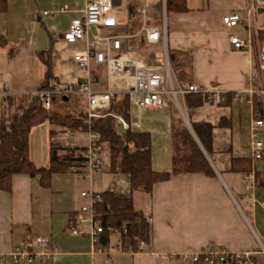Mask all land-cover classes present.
Here are the masks:
<instances>
[{
	"label": "crops",
	"instance_id": "crops-1",
	"mask_svg": "<svg viewBox=\"0 0 264 264\" xmlns=\"http://www.w3.org/2000/svg\"><path fill=\"white\" fill-rule=\"evenodd\" d=\"M86 1L6 0V10L0 17V100L5 85L17 103L38 90L46 72L40 51L52 50L54 85H69L88 76L89 72L78 67L74 54L86 51L87 40L100 36L125 35L123 53L142 64H160L164 58L162 44H146L142 27H163L166 21L168 51L192 54L191 79L181 84L209 90L208 102L187 108L185 95L181 105L182 119L190 126V122L214 125L213 152L206 156L215 174L182 173L157 182L151 193L135 191L134 205L151 217L152 226L150 244H141L138 251L120 249L116 232L105 248L95 247L89 235L90 221H78L82 209L94 203L83 192H129L127 174L111 172L109 163L103 165L104 160L101 169L89 176L73 170L54 173L46 186L39 175L16 174L11 191L0 190V264H13L11 252L16 247L31 249L37 235L48 240L53 253L48 261L37 258L31 264H193L171 256L202 250L209 243L234 252L255 251L259 241L264 244L258 221L259 214L264 213L260 211L264 208V157L255 159L252 155L251 124L255 117H264V102L262 112L257 114L254 99L245 90L251 85L257 50H236L229 37L218 35L219 26L211 23L208 12L210 0H187V12L168 11L166 0H114L112 13L117 25L91 26L87 39L68 43L63 34L74 19L83 17ZM216 1L210 3L212 7L218 4L221 23L225 14L244 9L245 4L244 0H226L236 3L225 5ZM103 46L96 40V47ZM90 75L95 79V90L107 87L105 65L92 62ZM131 84L130 77L111 82L117 95ZM214 91L226 100L231 95L233 98L227 104L214 102ZM78 97L86 102L79 95L72 98ZM12 107L15 109V105ZM172 115L170 106L149 109L130 102L129 121L150 133L152 164L159 171L169 170L172 165ZM221 120L226 124L219 125ZM53 128L45 121L31 130L29 153L37 166H50ZM259 139L264 148V129ZM246 157L252 158L253 170L247 174L233 172V159ZM85 217L88 219V215ZM74 228L80 233L72 234Z\"/></svg>",
	"mask_w": 264,
	"mask_h": 264
},
{
	"label": "trees",
	"instance_id": "trees-1",
	"mask_svg": "<svg viewBox=\"0 0 264 264\" xmlns=\"http://www.w3.org/2000/svg\"><path fill=\"white\" fill-rule=\"evenodd\" d=\"M166 8L175 12L189 11L187 0H166ZM5 10L6 0H0V17ZM258 38L263 45L264 30L259 31ZM51 51L49 49L38 52L46 66L44 80L38 86L40 91L54 87ZM168 54L178 81L180 83L190 81L188 75L192 54L176 49H169ZM73 96L53 95L51 103L56 106L59 102H69ZM232 98V95L228 96L222 104L229 103ZM9 100L11 107L15 105V112L10 113L8 118L0 116V190L11 191L12 177L16 174H28L32 177L39 175L42 184L46 186L49 185L54 173L71 171L73 167H83L87 159L82 151L67 148L53 139L58 131L66 128L100 133L105 149L109 150L110 171L129 176V192L106 190L97 193L100 198L93 203L94 217L100 221L103 228L98 244L102 248L109 244L113 232L119 234V246L123 251H138L141 243L150 244L152 226L144 213L134 205L135 191L151 193L157 182L167 181L182 173H203L208 176L215 174L206 156V153L210 155L213 152L214 125L209 122H190L193 134L174 104H170L173 109L172 165L169 170L159 171L152 164L150 133L136 126L119 130L117 117L122 116L127 121L130 118L131 100L128 94L116 95L109 108L99 110L101 116L92 118L88 116L86 110L74 114L53 106L47 109L44 106L45 98L41 94L26 95L19 103L14 102L11 96ZM208 101L207 96L201 93L186 95L187 108L200 106ZM254 108L257 114L262 112V102L258 96H254ZM45 121L57 127L50 131L49 167L37 166L29 153L31 130ZM225 124L226 121L221 120L219 125ZM231 169L242 174L250 173L253 170L252 158H234ZM256 178L259 179L258 175ZM261 184L264 185V179ZM257 250L258 248L255 251ZM251 260H255L254 255L251 256ZM246 263L245 256L237 258L234 255H229L225 261L214 262V264Z\"/></svg>",
	"mask_w": 264,
	"mask_h": 264
},
{
	"label": "built area",
	"instance_id": "built-area-1",
	"mask_svg": "<svg viewBox=\"0 0 264 264\" xmlns=\"http://www.w3.org/2000/svg\"><path fill=\"white\" fill-rule=\"evenodd\" d=\"M244 10L250 17L254 11L263 10L264 0H244ZM114 0H87L84 8V15L80 19H74L68 30L63 34V39L68 43H77L87 39L89 28L91 26L111 27L118 24L117 18L113 15ZM261 12V13H262ZM244 20L237 12L225 14L222 22L228 28L236 26ZM249 39H240L236 35L229 36V42L236 50L252 51L257 50V58L250 74L251 85L245 90L248 96L254 99L258 96L261 102H264V44L258 46V37L255 34L252 21L250 23ZM166 21L163 27L143 25L144 41L146 44H162L163 62L160 64H142L122 52V38L125 35H106L96 38L104 44L102 48L96 47V40H87L86 51H78L74 54V60L78 67L89 72V75L69 85H54L53 89L37 90L32 94H41L44 96V106L50 109L53 95H79L86 99L85 110L90 118L99 117L100 109L109 108L112 99L118 91L111 85L115 78H131L132 84L123 92L128 94L131 102L149 109H158L169 107L174 104L182 111L181 98L189 93H201L210 97L209 90L196 84H181L172 71L169 60L166 35ZM92 62L105 65L107 68L108 85L104 90H95L93 84L95 79L90 75ZM10 92L5 85L0 100V116L8 118L10 113L15 112L10 105ZM214 102L222 103L226 100L224 95L214 91L212 97ZM118 124L123 130L130 126H137L127 121L122 116L117 117ZM264 129V117H255L251 124L252 131V155L255 159L263 158V143L259 139V133ZM56 142L67 148L82 151L87 161L83 167H73L72 170L81 176H89L101 169L102 153L105 146L102 143L101 134L92 130L81 131L79 129L66 128L57 132L53 138ZM89 195L93 201L100 196L96 193L83 192L82 195ZM88 215V219L85 217ZM151 223V217H146ZM90 221V239L95 247H98L100 236L103 231L99 220L94 217L93 205L84 207L78 217L79 222ZM72 234H79V228L71 230ZM48 240L37 235L34 238V245L31 249L16 247L11 252L13 264H31L37 258L42 261H48L52 255V250L48 248ZM143 244V243H141ZM258 250L253 252H234L227 248L207 244L202 250L189 254H173L174 259H188L193 264H214L216 260L225 261L229 255L239 258L245 256L246 264H264V244L259 241ZM255 260H251V256Z\"/></svg>",
	"mask_w": 264,
	"mask_h": 264
},
{
	"label": "rangeland",
	"instance_id": "rangeland-1",
	"mask_svg": "<svg viewBox=\"0 0 264 264\" xmlns=\"http://www.w3.org/2000/svg\"><path fill=\"white\" fill-rule=\"evenodd\" d=\"M218 1L219 0H217L216 2H218ZM221 1H222V4H224V5L226 3H236L234 1H226V0H221ZM210 2H211V0H210ZM210 2L208 3L209 4L208 12H209V16L211 19V23L214 25L218 24L217 27L219 26V29H218L217 33L221 38H224V37L227 38L230 35H236L240 39H244V40L249 39V33H250L249 27L251 25L250 24L251 21H252L253 27L255 29V34H257V37H258L259 31L264 30V12L260 13L258 11H254L253 16L250 17L246 10H244V9H238V10L236 9L235 10L234 9L244 21L237 24L236 26L228 28L225 24L221 23V21L218 18L219 11L216 10L218 8L217 7L218 4L214 3L216 6L212 7V4ZM234 10L232 9L230 12H233ZM257 42H258V46H261V42L259 41V39ZM126 79H128V78H126ZM85 103H86L85 100H82L78 97V98H72L71 102H65V103L59 102L56 106H53V107L58 108V109L65 111V112H71V113L77 114L78 112L85 110V108H84V107H86ZM179 113L182 117L183 116L182 111ZM185 124H186V122H185ZM55 128H57V127H55ZM119 130L122 131V128L120 126H119ZM102 160H104V163H103L104 166H106V164L109 163V150L108 149H105L103 151ZM261 210L264 212L263 207L260 208V211ZM258 221L260 222L259 225L263 229V230H259V232H260L261 238L264 239V237H263L264 236V213L259 214ZM258 229H260V228H258ZM263 242H264V240H263Z\"/></svg>",
	"mask_w": 264,
	"mask_h": 264
},
{
	"label": "water",
	"instance_id": "water-1",
	"mask_svg": "<svg viewBox=\"0 0 264 264\" xmlns=\"http://www.w3.org/2000/svg\"><path fill=\"white\" fill-rule=\"evenodd\" d=\"M263 10H258V12H262ZM186 124H187V126H188V128L190 129V131L193 133V130H192V127L189 125V123L188 122H186ZM194 134V133H193Z\"/></svg>",
	"mask_w": 264,
	"mask_h": 264
}]
</instances>
